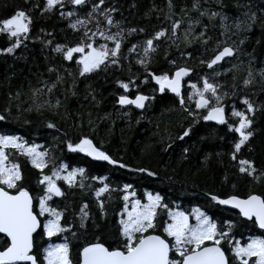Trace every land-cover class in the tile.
I'll return each mask as SVG.
<instances>
[{
  "label": "trees",
  "instance_id": "obj_1",
  "mask_svg": "<svg viewBox=\"0 0 264 264\" xmlns=\"http://www.w3.org/2000/svg\"><path fill=\"white\" fill-rule=\"evenodd\" d=\"M93 2L99 0H89L85 6L74 8L65 0L63 8L57 6L49 12L44 9L45 0H0V20L17 9L25 10L31 17L28 39L23 40L12 54L0 53V115L5 117L0 121V135L18 136L27 145L35 144L40 151H46L47 167L42 170L43 174L51 175L54 167L60 172L73 168L85 170L83 176L77 175L74 187L69 188L63 180L56 181L65 195L53 197L48 203L63 213L61 223L70 230L51 241L38 231L35 251L42 253L48 243H62L66 238L73 264H79V252L89 243L99 240L110 249L116 247L122 240L118 221L125 205V184L131 185L130 196L134 192L135 197L142 200L147 193L160 194L168 206L167 209H158L157 228L150 230L152 234L163 236L161 226L168 221L169 210L184 211L191 216L193 209L198 208L215 221L220 230L229 231L227 224H232L230 237L241 243H246L249 236L264 235L252 221L241 219L237 213L210 199L211 195L245 198L250 193L264 197V176L253 180L238 170L239 161L247 159L254 163L257 174L264 172V80L258 74L264 69V0H198L199 10L192 8L194 0H172L174 15L170 19L165 18L169 14L168 0H105L101 8L115 7L114 20L122 21L121 27L125 30L119 62L112 65L107 61L106 68L101 66L99 70L81 76L76 63L79 53H74V59L68 61L53 48L57 44L75 46L85 30L70 29V20L62 18L60 13L75 10L83 18ZM182 8L187 15L181 12ZM249 10L256 14L255 21H248L244 15ZM203 11L208 15L201 16ZM212 12H221L227 17L224 21L227 31L221 26L219 17L209 20ZM97 19L100 20L99 30ZM190 19H199L200 23L193 25L188 42H185ZM174 20L181 21L175 35L171 31ZM237 24H240L239 28ZM128 28H142L144 31L129 35ZM205 28V36L200 38L199 33ZM87 29L89 35L93 32L96 35L86 42L93 43L94 47L101 44L108 48L114 46L112 41L99 35V31L107 33L108 30L102 17L96 16L88 23ZM159 30H165L166 36L154 40L156 50L150 53L146 71L137 63L143 56V42ZM110 31L115 33L118 29L112 27ZM218 43L220 47L228 45L240 51L209 69L201 61L207 62L216 54ZM132 45L137 48L130 52ZM8 46L9 38L0 34V50ZM178 66L191 70L185 76L181 92L185 101L183 106L179 98L159 92V85L149 75H171ZM250 67L255 80L251 86L245 87L243 80ZM50 68L53 71L50 72ZM205 77L221 86L218 94L223 97L221 104L229 123H238V118L232 117L231 113L234 108L245 110L241 103L243 98L247 97L259 108L254 116L255 134L236 153V160L231 159V154L237 134L229 132L227 125L204 121L202 116L206 110L195 106L198 97L192 95L189 99L194 93L191 84L202 88ZM118 81L129 83V90L125 92ZM36 90L40 91L33 96ZM137 94L150 97L143 109L117 105L120 95L133 97ZM49 123L55 127L49 128ZM189 127L192 129L190 135L178 139ZM82 138L90 139L98 149L127 167L93 162L81 152H70L67 144L79 143ZM6 151L10 161L19 164L22 174L19 184L29 191L35 203L43 194V185L38 184L41 170L32 167L29 159L15 150ZM61 164L67 166L66 171L60 170ZM139 168L155 175L134 171ZM101 177L105 178L103 182ZM81 182L83 188L79 186ZM104 184H108L109 190L97 197L96 191ZM9 191L14 193L15 190ZM101 202L103 215L99 206ZM83 205H87L89 216L81 228L79 217ZM3 243L0 240V247ZM223 247L227 249L228 244L223 243Z\"/></svg>",
  "mask_w": 264,
  "mask_h": 264
},
{
  "label": "snow or ice",
  "instance_id": "obj_2",
  "mask_svg": "<svg viewBox=\"0 0 264 264\" xmlns=\"http://www.w3.org/2000/svg\"><path fill=\"white\" fill-rule=\"evenodd\" d=\"M27 2V0H25ZM89 0H68L74 8L76 6L83 7L88 4ZM105 0H99L98 3L93 2L91 10L88 11L83 18L78 13L73 11L61 12L62 18L70 20L68 27L73 31H80L84 28L81 40L75 46H67L57 44L53 51L61 53L64 60L71 61L74 59L73 54L79 53L80 57L76 60L79 66V74L81 76L97 71L104 66H108L107 61L112 65H118V57L121 49V44L124 39L125 30L121 27L122 21L114 20L113 13L117 11L115 7H103ZM59 6H65V0H45V11H52ZM167 7L169 14L165 18L170 19L172 9L174 7L172 0H168ZM238 7H248L247 5H238ZM192 8L199 10L198 0H194ZM181 12L187 15L185 9ZM95 14V15H94ZM201 16L208 15L206 11L200 12ZM244 15L248 21H255L256 14L246 11ZM75 16L76 19L70 18ZM96 16L102 17L103 22L107 25V33L99 31V35L106 41H112L114 46L108 48L107 45L101 44L99 47H94L93 43L86 42L92 40L96 35L93 32L89 35L87 29L90 23ZM219 17L221 26L227 31L224 21L227 17L221 12H212L208 16L209 20ZM199 19L195 21L189 20L188 29L185 32V42H188V37L191 34L194 24H199ZM97 29L99 30L100 20H96ZM181 24L180 20L172 22L171 31L175 35ZM31 25V17L23 9L15 10L10 16L0 20V34H5L10 41V46L0 50V53L12 54L15 49L19 48L23 40L28 39ZM116 27L117 32L111 33V28ZM237 28L240 24L236 25ZM245 30H248L247 28ZM143 32L144 29L128 28L127 33L131 35L135 32ZM205 30L199 33V37L205 36ZM224 33H222L223 35ZM166 36L165 30L156 31L154 36L146 39L143 42V56L137 61L140 65L145 67L149 62L150 53L155 52L154 40H159ZM203 43H208L207 40H202ZM49 44L51 41L48 42ZM243 43V41H241ZM137 45H132L129 51H134ZM216 54L207 62L201 61V64L207 65L209 69H213L214 65L219 64L225 60L226 57H233L240 49L225 45L220 47L217 44ZM172 63H175L172 61ZM235 67V65L233 66ZM53 71V69H49ZM191 70L184 66H178L176 71L169 75L167 73L161 75H151V78L159 85V91L163 93L166 89L174 93L179 98L181 106L185 101L181 96V81L185 76L189 75ZM219 75V73H215ZM259 76L264 80V69L259 71ZM59 80L60 77L58 76ZM235 79V77H234ZM255 80V74L251 67L248 69L247 77L243 80V85L249 87ZM119 86L127 92L129 90V83L117 82ZM131 83V82H130ZM54 87V85H53ZM221 86L209 81L208 78H203L202 88H197L196 84H191L194 93L192 95L198 97L195 102L197 109H205L206 114L202 116L204 121H214L220 125H227L229 132L237 134L238 139L233 143V152L231 159L236 160V153H239L242 147L246 146L250 139L254 136L255 130L253 124L255 123L254 116L259 110L258 106L247 97L241 100L245 106V110L238 111L233 109L231 115L238 118V123L231 124L225 117V109L221 104L223 97L218 94V89ZM49 92L51 88L48 89ZM40 90L33 92V96ZM210 93V97L205 94ZM91 94V93H90ZM235 94V93H233ZM224 95H227L225 93ZM93 99L95 97L93 96ZM150 97L137 94L135 99H129L126 95H120L117 103L121 106L134 105L136 108L143 109L145 101ZM215 101L213 104L212 101ZM59 104V101H57ZM189 115H192L189 112ZM5 117L0 115V121ZM49 128H54L55 125L49 123ZM191 127L185 129L182 135L177 138L183 140L191 133ZM39 146L27 145L20 137L15 135H0V240H3V246L0 247V264H73L70 254V246L65 238L62 243H48L43 247L42 253H37L35 234L40 231L42 237L48 238L49 241L53 237L69 231V227H65L61 223L63 213L57 211L55 208L49 206V201L53 197H63L65 192L57 185V180H63L69 188L76 186V177L79 174L83 176L85 170L83 168H73L68 171L66 175H61L57 168H53L51 175L43 174L42 170L47 167L46 151H37ZM171 147V145H169ZM67 148L70 152H83L91 156L94 160L106 161L110 165H115L120 168H125L127 165L120 163L113 159L106 152L98 149L93 142L88 138H82L79 143L69 142ZM15 150L29 159L32 167L41 170V176L38 184L43 185L42 195L38 196V213L35 211L34 198L29 191L21 187L19 182L22 180V174L18 163L12 162L9 159V154L6 150ZM167 150V149H165ZM251 151V148H249ZM187 153L188 149L185 148ZM207 159V158H206ZM60 170H67V166L61 164ZM239 172L252 177L253 180H259L264 176V172L257 174V169L254 163L247 159L239 161ZM134 171L147 172L149 176L155 173L144 168L134 169ZM55 177V179H54ZM96 179V177H93ZM101 182L105 179L101 177ZM84 187L81 182L79 185ZM235 187V185H233ZM131 188L130 184L124 185L123 196L125 201L123 215L118 221L119 236L122 237L121 242L114 248L105 246L104 243L97 240V242L89 243L84 246L79 252V264H264V235H252L248 237L246 243H241L234 237H230V230L232 224H227L229 231L218 229L215 221L209 216L200 211L198 208L193 209L195 216V223L189 222V215L184 211L167 212L168 221L163 223V236L159 234H152L150 230L157 228L156 219L158 216V209L165 208L167 205L163 203V198L160 194H147V203L142 204L139 199L131 201V210L128 207L129 194L128 190ZM9 190H15L14 193ZM109 190L108 184L96 191V196L99 197L101 193ZM135 196V193H131ZM211 201L217 205H229L232 208L239 210V215L248 221H252L253 226L264 230V197L256 194H249L246 199H241L236 195H230L227 198H220L217 195H211ZM101 214L103 215L104 205L100 203ZM87 205L80 208V227L85 226V221L88 219L89 213L86 211ZM47 214L48 219L41 223L39 217ZM75 235V233H73ZM228 244V248L223 247V243ZM229 253L231 255H229Z\"/></svg>",
  "mask_w": 264,
  "mask_h": 264
},
{
  "label": "water",
  "instance_id": "obj_3",
  "mask_svg": "<svg viewBox=\"0 0 264 264\" xmlns=\"http://www.w3.org/2000/svg\"><path fill=\"white\" fill-rule=\"evenodd\" d=\"M228 58H230V57H226L225 58V60L226 59H228ZM225 60H223V61H221L219 64H217V65H214L213 66V68L214 67H217V66H219L220 64H222ZM176 71V70H175ZM174 71V72H175ZM173 72V73H174ZM172 73V74H173ZM184 79H185V77L183 78V80L181 81V92H182V89H183V83H184ZM160 92V91H159ZM164 92H166L168 95H170V96H173V97H176L175 96V94L174 93H171V92H169L167 89L164 91ZM142 95V94H141ZM136 96V95H135ZM135 96H133V97H129V99H135ZM146 102L147 101H145V104H146ZM117 105L119 106V107H124V108H126V107H133V108H135V109H138V110H141V109H139V108H136L134 105H125V106H121V105H119L118 103H117ZM225 117H226V114H225ZM209 123H211V124H213V125H220V124H217L216 122H214V121H208ZM82 153V155L85 157V158H87V159H90V160H92L93 162H99V163H102V164H107V165H110V164H108L106 161H98V160H94L91 156H88V155H86L85 153H83V152H81ZM31 195V194H30ZM240 198V197H239ZM247 197H245V198H241V199H246ZM225 209H227V210H230V211H233V212H235V213H237L238 215H239V210L238 209H235V208H232L231 206H229V205H222ZM240 216V215H239ZM240 218L241 219H243V220H245V221H247V222H249L248 220H246L244 217H242V216H240ZM258 229V228H257ZM258 230H260V229H258ZM39 231V230H38ZM261 232H263L264 233V230H260ZM1 236L3 235V234H0ZM36 235V234H35Z\"/></svg>",
  "mask_w": 264,
  "mask_h": 264
},
{
  "label": "rangeland",
  "instance_id": "obj_4",
  "mask_svg": "<svg viewBox=\"0 0 264 264\" xmlns=\"http://www.w3.org/2000/svg\"><path fill=\"white\" fill-rule=\"evenodd\" d=\"M80 55V54H79ZM37 151H40V149L39 148H37ZM60 174L61 175H66L67 174V172H60ZM54 179H55V177H54ZM148 194V193H147ZM147 194L144 196V198L141 200V199H139L140 201H141V203L142 204H144V203H147ZM134 199H138V198H136L135 196H130L129 195V201H128V207H129V210H131V201L132 200H134ZM47 214H45V216H46ZM43 216L44 217V221L45 220H47L48 219V216ZM43 221V222H44ZM189 222L190 223H195L196 221H195V216L192 214L191 216H189Z\"/></svg>",
  "mask_w": 264,
  "mask_h": 264
},
{
  "label": "flooded vegetation",
  "instance_id": "obj_5",
  "mask_svg": "<svg viewBox=\"0 0 264 264\" xmlns=\"http://www.w3.org/2000/svg\"><path fill=\"white\" fill-rule=\"evenodd\" d=\"M34 206H35V211L38 213L39 211V207H38V199L36 200V202L34 203ZM47 216V215H46ZM45 216V217H46ZM40 220H41V223H43V220H44V217H39Z\"/></svg>",
  "mask_w": 264,
  "mask_h": 264
}]
</instances>
